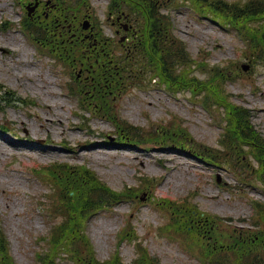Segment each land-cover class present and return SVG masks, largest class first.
Returning <instances> with one entry per match:
<instances>
[{
	"label": "rangeland",
	"instance_id": "1",
	"mask_svg": "<svg viewBox=\"0 0 264 264\" xmlns=\"http://www.w3.org/2000/svg\"><path fill=\"white\" fill-rule=\"evenodd\" d=\"M109 1L88 0V5L95 27L107 36V56L119 54L117 59L124 33H117L112 15L109 18ZM214 1L200 0L207 15L196 11L192 1L182 0L176 1L175 9L163 11L175 29L174 46L180 40L188 50L190 60L180 67L185 80L199 78L195 84L201 95H194L186 89L172 91L147 69L139 76L135 69L128 71L115 89L100 77L92 86L86 71L91 53L82 45L88 38L82 44L77 41L84 47L83 56L63 59L57 53L74 47L69 39L59 48L50 43L55 37L48 35L45 46H40L22 25L28 0H0V82L17 95L0 101V141L5 142L0 144V225L10 241V264H40L39 252H50L51 225L65 214L57 209L61 190L45 179L46 168L53 163L85 165L111 189H133L127 196L131 199L89 212L85 230L100 261L121 245L120 256L130 264L142 244L160 264H233L232 253L219 262L210 260L189 235L172 227L169 199L216 220L213 236L239 232L249 236L248 229L263 228L264 212L260 222L253 204L264 206V180L256 171L261 172L260 163L249 147L235 153L226 145L222 104L250 109L253 124L264 136V58L252 57L241 31L250 26L252 33L262 34L259 27L264 21L262 14L246 21L222 11L217 13L222 24L215 19ZM249 1H215V9L226 8L223 2L233 6ZM38 26L35 23L34 29ZM170 78L180 77L173 72ZM214 84L221 88V106L213 105L210 112L201 100L206 86ZM211 148L214 159L195 152L210 155ZM88 193L89 189L81 190L73 196L82 200ZM200 231L207 232L208 226L202 225ZM257 253L264 258V249ZM82 254L86 255L84 248ZM54 255L58 264H80L63 245L55 247Z\"/></svg>",
	"mask_w": 264,
	"mask_h": 264
},
{
	"label": "trees",
	"instance_id": "2",
	"mask_svg": "<svg viewBox=\"0 0 264 264\" xmlns=\"http://www.w3.org/2000/svg\"><path fill=\"white\" fill-rule=\"evenodd\" d=\"M123 3H126L128 6L131 7L133 10H137L140 12L144 17L149 18V25L146 27L147 29V36H146V49L151 51V53L154 55L156 60V65L158 68L161 69V71L166 75H171L174 72V68L176 65L175 59H181L185 58V55H175L174 50L170 51L171 54V62L167 61L165 62L164 59H167V50L160 48V46H163L160 42L156 41L157 34L162 30H160V25L157 24L159 22V18L157 17L153 6V2L151 0H121ZM228 9L232 11V15L235 17H245L247 18L248 15L256 14V13H262L264 12V2L260 3L259 6L251 5V6H236L235 8L233 6H227ZM222 7H219V9L222 10ZM155 18V19H154ZM163 52V55H158L160 52ZM138 53L134 50L129 53V58H132L134 55H137ZM125 65L128 64L127 60H124ZM160 63V64H158ZM186 81L185 76L182 75V77L174 82L176 84L182 83ZM217 86H214V88ZM2 86H0V89ZM213 88V89H214ZM217 91V88H215ZM231 114L233 117L231 120L234 123L235 127V133H233L234 138L241 143H247L249 145L255 146V148L258 150V153L262 158L264 159V140L258 133V131L254 128V126L251 123L249 111L246 109H243L238 106H234L231 110ZM233 127V128H234ZM234 130V129H233ZM263 168H264V161H263ZM263 170V169H262ZM65 175L63 178H61V183L63 186H66L67 188L73 189V191H81V190H92L93 188H97L98 191L103 189V193L106 194L109 198L113 197L114 199L119 198L114 191L108 189L104 185H99L95 178V175L90 170L86 169L85 167L82 168H76L72 169L69 168L67 170L64 169ZM73 186V187H72ZM101 186V187H100ZM73 198L69 197L68 200V208H70L71 211H75L78 206H82V210H77V215L75 217H72L70 220L68 219L67 222L62 224L60 226V230L63 232H60V230H57V235L61 234L62 236H54V239L60 238H66L74 240L75 236H71L74 234H71L75 227L78 224L79 220L78 218L81 216V211L84 212L86 209L93 206L94 202L93 200H88L87 196L83 195L82 200H79L75 198V203L72 202ZM71 216H69L70 218ZM76 218V220L74 219ZM79 238V236H76ZM87 241V240H86ZM88 242V241H87ZM233 247L237 250L236 254L240 259L245 261V263L242 264H264L263 259L260 258V255L257 253L261 248L264 247V232L262 235H254V236H239L235 237L233 240ZM89 244V243H88ZM90 249L92 247L90 246ZM0 254L3 258V261L6 264H10L9 260H12V257L9 253V245L8 241L5 238V235H3V231L0 228ZM85 259V258H84ZM94 260V259H93ZM118 259L112 261V262H98L94 260V263L90 261H87V264H121L117 262ZM146 260L143 261L142 264H157L158 262L153 260ZM45 264H56L55 260L53 258H48L45 260Z\"/></svg>",
	"mask_w": 264,
	"mask_h": 264
},
{
	"label": "bare ground",
	"instance_id": "3",
	"mask_svg": "<svg viewBox=\"0 0 264 264\" xmlns=\"http://www.w3.org/2000/svg\"><path fill=\"white\" fill-rule=\"evenodd\" d=\"M15 39V38H14ZM14 41H16V39L14 40ZM22 43V42H21ZM18 49V48H17ZM16 50V49H15ZM19 50V49H18ZM25 50H26V52H25V54H27L28 53V49L27 48H25ZM9 51V50H8ZM25 54H23V55H25ZM26 57V56H25ZM58 120H60V122L62 123L63 122V119H60V118H58ZM65 134V133H64ZM7 141V140H6ZM3 143H5V142H2V141H0V144H3ZM4 146V145H3ZM7 146V145H6ZM87 146V145H86ZM85 146V147H86ZM54 147V146H53ZM27 148H30V147H27ZM49 148V147H48ZM49 150V149H48ZM88 150V149H87ZM51 151V150H50ZM54 151V150H53ZM72 151V150H71ZM76 151H78V150H76ZM104 152V151H103ZM56 154H59L58 152H55ZM102 153V152H101ZM105 153H107V152H105ZM117 153V152H116ZM87 154V153H86ZM90 154V153H89ZM109 154V153H108ZM50 155V154H49ZM65 155V154H64ZM104 155V154H103ZM63 156V155H62Z\"/></svg>",
	"mask_w": 264,
	"mask_h": 264
},
{
	"label": "flooded vegetation",
	"instance_id": "4",
	"mask_svg": "<svg viewBox=\"0 0 264 264\" xmlns=\"http://www.w3.org/2000/svg\"><path fill=\"white\" fill-rule=\"evenodd\" d=\"M36 16H38V17H40L41 15H40V12H39V10L37 9V11H36V14H35Z\"/></svg>",
	"mask_w": 264,
	"mask_h": 264
}]
</instances>
